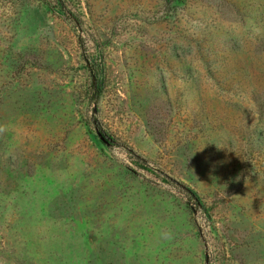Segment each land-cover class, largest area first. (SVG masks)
I'll return each instance as SVG.
<instances>
[{"label":"rangeland","instance_id":"374dc122","mask_svg":"<svg viewBox=\"0 0 264 264\" xmlns=\"http://www.w3.org/2000/svg\"><path fill=\"white\" fill-rule=\"evenodd\" d=\"M170 1L0 0V264H264V0Z\"/></svg>","mask_w":264,"mask_h":264},{"label":"trees","instance_id":"16d2710c","mask_svg":"<svg viewBox=\"0 0 264 264\" xmlns=\"http://www.w3.org/2000/svg\"><path fill=\"white\" fill-rule=\"evenodd\" d=\"M167 2H169L168 4H171L170 0H167ZM89 68H90L89 69L90 74L93 78V84L91 86L92 96L95 98V100H98L102 95V86L99 83V72L98 70H96L97 69L96 65L94 66L93 64H91Z\"/></svg>","mask_w":264,"mask_h":264},{"label":"water","instance_id":"95a60500","mask_svg":"<svg viewBox=\"0 0 264 264\" xmlns=\"http://www.w3.org/2000/svg\"><path fill=\"white\" fill-rule=\"evenodd\" d=\"M101 139H103V138L101 137Z\"/></svg>","mask_w":264,"mask_h":264}]
</instances>
